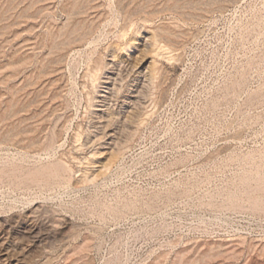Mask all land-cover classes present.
<instances>
[{"label": "rangeland", "instance_id": "obj_1", "mask_svg": "<svg viewBox=\"0 0 264 264\" xmlns=\"http://www.w3.org/2000/svg\"><path fill=\"white\" fill-rule=\"evenodd\" d=\"M0 264H264V0H0Z\"/></svg>", "mask_w": 264, "mask_h": 264}]
</instances>
